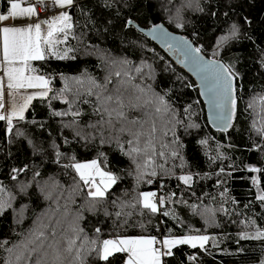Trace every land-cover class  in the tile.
I'll return each instance as SVG.
<instances>
[{"label":"trees","instance_id":"obj_1","mask_svg":"<svg viewBox=\"0 0 264 264\" xmlns=\"http://www.w3.org/2000/svg\"><path fill=\"white\" fill-rule=\"evenodd\" d=\"M188 3L74 0L67 9L74 27L61 50L71 48L69 58L33 62L38 74L53 78L49 98L34 100L24 120H13L11 132L0 121V188L4 189L0 199L11 204L0 215V264H6L11 258L7 249L23 240L38 220L51 222L56 239L63 240L72 235L70 223L77 214L83 216L79 226L84 230L77 246L83 245L87 264H125V255L117 253L109 261H101L95 252L89 255L91 245L84 243L85 237L99 242L117 237L155 236L161 240L187 235L216 236V241L203 249L178 245L171 256L163 258L164 264H264V239L241 238L245 232L264 231V201L257 199L264 191V133L253 123L254 113L264 120L259 100L264 97V0H192L187 7ZM9 7L7 0H0V14H6ZM129 20L142 29L163 24L201 47L205 57L216 58L239 73L237 106L228 131H215L207 124L193 78L173 57L128 25ZM178 22L184 27H176ZM233 24L239 28L238 37L220 50L214 49ZM214 51L219 55L213 56ZM136 68L143 70L137 73ZM115 71L122 75L116 77ZM125 71L135 77L133 83L144 88L151 85L152 92L164 96L171 108L168 114L156 117L155 144L165 157L155 156L157 175L145 176L139 183L136 164L118 147L120 143L130 149L127 141L131 137L119 131L121 122L114 120V126L103 123L107 116L95 111L99 107L96 95L87 93L89 79L106 84L110 92L118 80L126 79ZM65 78L73 89L64 93L69 103L60 97ZM73 78L85 81L79 95ZM54 112L67 114L56 116ZM137 116L142 113L129 112V119ZM161 144L168 147L161 148ZM172 151L178 155L171 156ZM73 157L76 162L99 160L101 167L118 177L108 197L95 209L87 205L86 187L78 177L74 179L73 169L65 167L73 163ZM137 162L143 164L144 157ZM252 167L261 171H249ZM183 175L193 177L190 185L179 180ZM254 179L259 183L254 184ZM154 190L166 201L155 214L136 204L140 192ZM205 209H214L215 215L209 218ZM165 210L171 215L164 216ZM96 228L101 231L96 233Z\"/></svg>","mask_w":264,"mask_h":264},{"label":"snow or ice","instance_id":"obj_2","mask_svg":"<svg viewBox=\"0 0 264 264\" xmlns=\"http://www.w3.org/2000/svg\"><path fill=\"white\" fill-rule=\"evenodd\" d=\"M10 7L6 14H0V21L22 20L21 26H3L0 27V121H6L8 132L12 131L13 120H24L25 113L29 106L36 99L46 100L49 93L52 92V77L38 74L37 69L33 66L34 61H43L50 57L59 60L68 59V53L71 48L60 50L61 44H66L71 30L74 25L72 17L66 11L53 15L51 19H43L34 21L32 18L39 17L38 3L28 6H22L21 0H7ZM53 5L59 8H68L74 4V0H51ZM192 6V0H189L187 7ZM203 11V9H199ZM177 15H180L179 10ZM127 24L135 26L134 22L129 20ZM176 27L183 28L184 24L178 22ZM153 36L161 38L165 46L170 51L179 52L181 54L180 63L187 66L200 79L203 87L202 95L208 97V103L212 109L213 119L217 122L221 130L226 131L235 116L237 98H236V80L239 73L219 60H208L201 55V47H194L186 38L176 40L171 38L163 30L162 25H154L150 33ZM239 28L236 24L231 26L228 35L221 36L217 42L216 48L220 49L230 39L237 38ZM219 52L214 51L213 56H218ZM123 63L127 64V61ZM143 69L136 68L135 71L140 73ZM114 75L120 77L121 71H115ZM126 79L118 80L115 87L109 92L106 84H98L94 79L88 80L87 93L89 96L96 95L99 107L95 111L102 117L107 116L103 123L114 126L113 121L121 122L119 131L127 132L131 137L127 143L131 145L130 149L125 150L124 144L118 143V147L124 155L132 158L136 164L138 172L137 183L144 179L145 176H156L155 156L165 157L164 151L157 152L155 144V134L157 132L156 117H163L171 111L169 102L164 96L152 92L151 85L147 88L141 87L133 83L135 77L131 72H123ZM111 83V77L106 78ZM79 88L76 89L79 95L80 88H83L85 81L80 78H73ZM32 90V91H29ZM67 78H65L64 88L60 91V97L64 99V103L69 101L64 98L65 92H71ZM98 90V91H95ZM108 92L107 95L104 93ZM6 94L8 96L9 111L5 113ZM55 98V97H53ZM260 104L264 107V97H260ZM88 101H84L87 103ZM112 105H115L113 107ZM252 105L250 104L249 107ZM154 109V111H153ZM127 110V111H126ZM136 111L142 113L141 116L129 119V112ZM56 116H63L67 113L54 112ZM73 116H80V112H72ZM131 125L126 127L124 125ZM139 125V128L136 126ZM147 125V127H145ZM173 135H175L174 130ZM264 133V128L259 130ZM22 134V133H20ZM79 135V133H77ZM167 136L168 132L165 131ZM143 138V143H142ZM103 143V141H101ZM175 142V141H174ZM207 143V141H201ZM167 144H161V148H167ZM60 153H57L59 157ZM178 153L171 152V156L175 157ZM143 156L145 162L140 164L138 158ZM73 163L65 165L70 167L75 173V177L86 187V202L89 209H95L96 205L104 201L109 190L117 183L118 177L111 171H106L101 167L99 160H91L88 162H76L75 157L72 158ZM167 160L165 159V163ZM151 167V171L147 169ZM161 169L164 164L159 165ZM18 171V170H13ZM223 171V169H221ZM251 172H260L261 169L252 167ZM39 175V173H37ZM15 179V177H13ZM185 185H190L193 181L191 175H183L179 177ZM147 183H152L149 179ZM254 184H258L257 179L253 180ZM79 189V184L76 185ZM23 190V189H22ZM4 189L0 188V192ZM173 196L175 193L172 194ZM223 195V193L221 194ZM11 197H9L10 199ZM257 199L264 201V191L258 195ZM164 197H160L157 202L156 192H140L136 199V204L142 209H147L155 214L160 212L161 207L165 204ZM133 204L132 207H135ZM11 207L9 201L0 199V215ZM194 210L195 205L191 206ZM226 211V209H221ZM209 218L215 215L214 209H205ZM120 212L116 213L119 217ZM164 216L171 213L167 210L163 212ZM83 216L77 214L70 223L71 236L63 240H57V231L52 227L51 222L44 223L38 220L37 226L30 230L29 234L7 251L11 254V258L6 264H87L86 259L82 255L83 245L77 246V242L81 241V233L83 228L79 226V221ZM61 222L56 221L59 225ZM49 229L51 231L49 232ZM100 228H96L95 232L99 233ZM242 239H264V231L257 230L255 235L248 233L241 234ZM214 237L208 235H187L182 237H166L158 240L155 236H133V237H117L115 239H104L97 241L84 238V243H89L92 252L96 253L99 260L107 262L109 258L117 253L126 254L125 264H164V257L172 255V249L178 245H189L192 248H205V245ZM2 246V244H0ZM195 259V257H191Z\"/></svg>","mask_w":264,"mask_h":264},{"label":"water","instance_id":"obj_3","mask_svg":"<svg viewBox=\"0 0 264 264\" xmlns=\"http://www.w3.org/2000/svg\"><path fill=\"white\" fill-rule=\"evenodd\" d=\"M158 25H162L163 26V30L168 34L169 37L171 38H175L176 40H180L182 38H186L183 35H178L177 33L171 32L169 31L166 27H164L163 24H158ZM137 31H139L140 33H142L147 39H149L151 41V43L153 42L155 45L159 46L160 49L164 50L165 52H169V54L171 56H173V53L176 54L175 56V62L179 65V67H181L182 69H184L186 72L189 73V75L193 78V80H195L196 84L198 85V91H199V96L202 99L201 101L203 102L204 105V110L206 112V119H207V124L211 126V128L215 131H221L222 133L225 132L223 130H221V127L218 126L217 122L213 119V114H212V109L208 103V97L206 95H202L203 92V87L201 85L200 79L199 77L192 72L187 66H185L184 64L180 63V59H181V54L179 52H175V51H170L164 44L163 40L161 38H159L158 36H153L150 33L151 28H146V29H142L140 27H137L136 25L134 26ZM187 39V38H186ZM189 40V39H187ZM190 41V40H189ZM191 42V41H190ZM192 45L195 47V45L192 43ZM201 55H203L201 53ZM204 56V55H203ZM205 57V56H204ZM210 60L209 58H205ZM222 62V61H221ZM223 63V62H222ZM224 64V63H223ZM225 65V64H224ZM233 119L231 121L230 126L227 128V130L233 126ZM226 130V131H227Z\"/></svg>","mask_w":264,"mask_h":264},{"label":"rangeland","instance_id":"obj_4","mask_svg":"<svg viewBox=\"0 0 264 264\" xmlns=\"http://www.w3.org/2000/svg\"><path fill=\"white\" fill-rule=\"evenodd\" d=\"M28 3V2H30L31 4H33V3H38L37 2V0H25L24 1V3ZM38 5H42V7H39L38 8V10L40 11V12H43L44 10H47V11H50L51 12V10H49L50 8H51V6H50V2H43V3H38ZM49 7V8H48ZM50 15H52V14H50ZM49 15V16H50ZM47 19H49V17L47 18ZM175 33V32H174ZM178 34V33H177ZM179 35V34H178ZM181 35V34H180ZM185 37V36H184ZM69 38H71V36H69ZM188 39V38H187ZM69 40V39H68ZM190 40V39H189ZM191 41V40H190ZM217 42H218V40H217ZM217 42H216V45H217ZM191 43H193V42H191ZM228 43H226V44H223L220 48H222V47H224V46H226ZM157 46V45H156ZM196 46V45H195ZM60 48L61 47H65V44H61L60 46H59ZM159 47V46H158ZM160 48V47H159ZM214 49H217L216 48V46H214L213 47ZM162 50V49H161ZM217 50H220V49H217ZM162 51H164V50H162ZM165 52V51H164ZM202 53V52H201ZM165 54H167V55H169L170 57H173V59L175 58V56H176V54L175 53H173V56H171L170 54H169V52H165ZM203 54V53H202ZM204 55V54H203ZM205 56V55H204ZM205 58H209V57H205ZM210 60H212V59H215V60H218V59H216V58H209ZM175 60V59H174ZM175 62V61H174ZM176 63V62H175ZM177 64V63H176ZM178 65V64H177ZM179 66V65H178ZM194 82H195V80H193ZM195 84H196V82H195ZM197 85V84H196ZM197 89H198V85H197ZM198 94H199V91H198ZM200 97V96H199ZM202 100V99H201ZM202 102V101H201ZM203 103V102H202ZM253 123H254V125H256L257 126V128L258 129H260V128H262L263 127V125H264V120L263 121H261V119L258 117V115H257V113H254V115H253ZM231 128V127H230ZM229 128V129H230ZM228 129V130H229ZM227 130V131H228ZM226 132V131H225ZM151 192H156V190H154V191H151ZM159 198H160V195L159 194H157V202H159ZM209 237H212V236H209ZM164 239V238H163ZM163 239H161V240H163ZM216 241V236H214V240H210L209 241V243L210 242H212V243H214ZM185 246H187V245H185ZM189 246V245H188ZM191 247V246H190ZM174 249V248H173ZM172 249V250H173ZM125 255V261H126V254H124ZM125 261H124V263H125Z\"/></svg>","mask_w":264,"mask_h":264},{"label":"crops","instance_id":"obj_5","mask_svg":"<svg viewBox=\"0 0 264 264\" xmlns=\"http://www.w3.org/2000/svg\"><path fill=\"white\" fill-rule=\"evenodd\" d=\"M24 1L25 0H21V4H22V6H27V5H24ZM37 2H38V0H37ZM43 2H50L51 3V0H43ZM56 6V5H55ZM57 12H55L54 14H52V15H50L49 16V19H51L52 18V16L53 15H58L60 12H62V11H66V12H68L69 10H67L68 8H70V7H68V8H63V9H61V8H59L58 6H57ZM34 21H39V18L38 17H35V18H32ZM22 23H23V21L22 20H19V19H17V20H12V19H10L9 21H0V27H3V26H21L22 25ZM60 50H61V48H60ZM62 51V50H61ZM35 62V61H34ZM29 91H32V90H29ZM5 99H6V105H5V109H4V111H5V113H7V111H9V104H10V102L8 101V96H7V94H6V97H5ZM30 107V106H29ZM6 122V121H5ZM6 124H7V122H6Z\"/></svg>","mask_w":264,"mask_h":264},{"label":"built area","instance_id":"obj_6","mask_svg":"<svg viewBox=\"0 0 264 264\" xmlns=\"http://www.w3.org/2000/svg\"><path fill=\"white\" fill-rule=\"evenodd\" d=\"M25 5H31V3L30 2H28V3H24ZM50 6H51V8L49 9V10H51V12L50 11H47V10H44L43 12H40L39 10V12H40V16L38 17L39 18V20H43V19H47L48 17H49V15L51 14V13H53V12H55L56 10H54V7H53V5H52V3H50ZM39 7H42V5H38V8ZM49 8V7H48ZM157 193V192H156Z\"/></svg>","mask_w":264,"mask_h":264},{"label":"bare ground","instance_id":"obj_7","mask_svg":"<svg viewBox=\"0 0 264 264\" xmlns=\"http://www.w3.org/2000/svg\"><path fill=\"white\" fill-rule=\"evenodd\" d=\"M25 5V4H24ZM53 5V4H52ZM53 7H54V10H56L55 12H57L58 10V8H57V6H55V5H53ZM55 12H53V13H51V14H54Z\"/></svg>","mask_w":264,"mask_h":264}]
</instances>
